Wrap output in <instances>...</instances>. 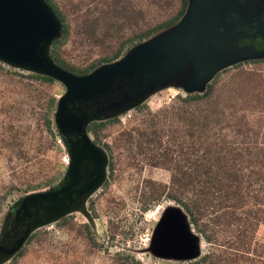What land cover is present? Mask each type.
<instances>
[{
	"label": "rangeland",
	"instance_id": "374dc122",
	"mask_svg": "<svg viewBox=\"0 0 264 264\" xmlns=\"http://www.w3.org/2000/svg\"><path fill=\"white\" fill-rule=\"evenodd\" d=\"M43 1L60 29L42 56L64 73L80 77L53 61L56 40L61 61L76 70L125 49L89 74L97 90L0 57V264H212L220 255L225 262L216 264H264V55L236 58L219 34L213 47L203 5L195 31L210 33L209 47L179 39L143 63L142 47L167 41L184 17L137 37L174 20L181 0ZM184 47L198 59H166ZM215 53L212 75L200 78L196 69ZM113 67L137 73L107 82ZM210 87L213 97L190 108L188 97ZM209 109L217 114L204 120ZM177 170L200 174L209 191L193 214L172 197L182 190L171 183ZM223 173L241 184L230 202L217 180ZM173 212L193 237L190 256L162 255L154 243ZM243 237L245 248L236 244Z\"/></svg>",
	"mask_w": 264,
	"mask_h": 264
},
{
	"label": "water",
	"instance_id": "95a60500",
	"mask_svg": "<svg viewBox=\"0 0 264 264\" xmlns=\"http://www.w3.org/2000/svg\"><path fill=\"white\" fill-rule=\"evenodd\" d=\"M203 5L204 8L202 7ZM226 6H228V4L224 0H190L183 19V26L170 36L167 41L159 43L154 47H142L137 59L146 63L148 59L154 57L150 53L161 50L166 43H178L179 39H182L184 46L188 44L198 46L196 44L197 42L201 44L200 48L209 47L205 38L207 36L209 37L210 33H212V45L214 47L217 42V28L223 16L226 14ZM201 8L204 10L206 9V16H211L212 19L203 17V20H201ZM200 20L204 26L207 24L206 26L211 27L209 29L210 33L204 31L201 33V30L200 32L195 31L196 25ZM209 23H211L212 26L208 25ZM59 29V21L43 0H0L1 58L45 70L73 84L83 81V83L89 85L93 90H97L98 88L90 83L89 74L77 78L72 77L61 71L60 68L56 67L42 56V50L46 44L57 37ZM148 53L149 56H147ZM183 55L192 57L194 60H197L199 57L198 53H195L194 50L184 47V49H179L171 54L169 53L166 59L172 61ZM217 55H219V53ZM261 55L264 54H259L257 56ZM205 58L206 56L204 59ZM216 62L215 53L211 63H207L204 66L199 65L196 69L197 75L202 79H208L216 67ZM136 73L137 69L131 70L130 68L113 67L107 71L105 79L108 82V80L115 75L134 76ZM183 222V219L179 218L178 215L173 212L168 216L167 221H164L163 225L159 228L154 243L162 255L186 257L194 253L193 237L188 233Z\"/></svg>",
	"mask_w": 264,
	"mask_h": 264
},
{
	"label": "trees",
	"instance_id": "16d2710c",
	"mask_svg": "<svg viewBox=\"0 0 264 264\" xmlns=\"http://www.w3.org/2000/svg\"><path fill=\"white\" fill-rule=\"evenodd\" d=\"M189 6V0H181V6L180 9L175 17L174 20L159 25L158 27L155 28H150L147 29L146 31H142V33L137 37V42H143L147 39H149L150 37L156 35L159 32H162L164 30H167L169 28H171L172 26H174L176 23H178V21H180L186 14L187 9ZM61 44V40H56L53 43V47H52V51H51V56L53 58V61L58 64L60 67H62L63 69H65L66 71L72 72L73 74L77 75V76H85L88 75L90 73H92L94 70H96L97 68L108 64V63H112L114 61H116L117 59H119L122 56V53L124 52L123 50L125 49V47H119V49L117 48V52L114 55L111 56H105L101 59H99L97 62L88 65L85 68L82 69H74L69 67L68 65H65L61 59H60V53L58 51V48ZM1 68V67H0ZM0 74H4V71L2 69H0ZM34 78L39 79V76H34ZM46 80V82L51 81V79L48 78H44ZM213 93H214V89L212 87L208 88V90L203 93L202 95H194V96H190L188 97V99L186 100L187 104L189 105V107L191 108V105H195V104H199L201 102L207 101L209 99H211L213 97ZM208 114L203 116L204 120H213L215 114H217V112L215 110H208L206 111ZM187 113L190 114V112L187 111ZM200 113H203V111H201ZM191 115V114H190ZM193 116V115H192ZM111 121H107V122H102V123H94L92 124V127H102V126H106L109 122ZM108 152H110V147L108 145H102ZM235 156H237V154H235ZM238 156L240 157V154H238ZM224 160V157H221ZM235 161V159H233ZM207 180L210 182L208 188H214L215 182H216V177L215 174L213 175H206ZM235 177L237 179L232 177L231 175L227 174V173H223L220 175L218 180V184L221 185V190L224 191V197L226 199V202H230V200L232 199H237L240 195V188H241V184H237L235 185L237 182L239 183V179L236 176L235 173ZM201 175L200 174H188V173H184L180 170L177 171H173L172 173V178H171V183L173 185H176V187L182 189L180 191L178 190H174V194H172V197L179 200V202H181L183 208L190 214H193L196 210H199L200 207V203H198V199L199 196L202 195H209V191H204L206 190L205 188L202 187L201 185ZM213 184V185H212ZM234 187H233V186ZM213 186V187H212ZM203 189V191H202ZM192 192L193 195L192 197H186L185 200L182 199V196H184L185 194ZM237 246H242V248H245V246H247L248 241L247 239H245L244 237L242 239H238L236 241ZM234 242H230L229 246L227 247L228 249H234V250H238L237 248L234 247ZM242 251V250H241ZM243 252V251H242ZM21 252H19L18 254H20ZM228 251H223L222 255L227 254ZM17 256V255H16ZM200 261H207V257L201 259ZM225 262V259L222 258V256L220 255L217 259L215 263L212 264H216L217 262ZM195 264H199V263H195Z\"/></svg>",
	"mask_w": 264,
	"mask_h": 264
},
{
	"label": "flooded vegetation",
	"instance_id": "af4514ba",
	"mask_svg": "<svg viewBox=\"0 0 264 264\" xmlns=\"http://www.w3.org/2000/svg\"><path fill=\"white\" fill-rule=\"evenodd\" d=\"M224 1L227 11L217 31L226 39L229 53L236 58L264 54V1L256 5L240 0L236 7Z\"/></svg>",
	"mask_w": 264,
	"mask_h": 264
}]
</instances>
